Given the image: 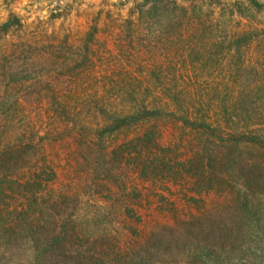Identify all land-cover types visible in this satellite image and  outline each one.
Instances as JSON below:
<instances>
[{
	"label": "rangeland",
	"instance_id": "374dc122",
	"mask_svg": "<svg viewBox=\"0 0 264 264\" xmlns=\"http://www.w3.org/2000/svg\"><path fill=\"white\" fill-rule=\"evenodd\" d=\"M11 16L21 24L0 38V115L17 116L6 127L29 129L35 136L24 145L27 161L22 165L39 166L46 178L52 170L55 175L45 189L35 187L40 198L36 204L28 199L31 187L18 190L14 185L6 204L0 203L1 222L20 216L25 227L34 222L43 231L45 222L54 223L52 214L72 225L78 216L95 211L104 225L90 227L86 236L104 233L121 245L161 228L174 233L206 213L218 222L228 220L238 214L237 201L246 195L250 207L264 208L262 145L220 148L213 137L179 121H152L146 128L158 132L160 148L166 151L151 155L152 167L141 174L136 157L122 159L114 153L135 129L114 137V143L106 140L110 155L102 159V148L89 131L61 124L46 97L51 85L70 100L80 95L87 105L84 94L91 92L96 77L137 79L147 66L162 62L172 65L178 77L174 83L185 91L179 104L194 100L226 130L242 129L264 142V14L248 0H0V25ZM246 33L253 40L243 41L238 50L237 38ZM16 103L28 114L25 120L16 114ZM194 150L200 155L186 169L183 164ZM29 154H37L31 162ZM203 158L210 162L207 169L189 173ZM100 161L112 171H104ZM25 172L14 173V180L31 173ZM61 196L65 208L46 215L52 198ZM122 210L130 212L123 217ZM15 237V253H0V264H26V232Z\"/></svg>",
	"mask_w": 264,
	"mask_h": 264
},
{
	"label": "trees",
	"instance_id": "16d2710c",
	"mask_svg": "<svg viewBox=\"0 0 264 264\" xmlns=\"http://www.w3.org/2000/svg\"><path fill=\"white\" fill-rule=\"evenodd\" d=\"M248 1L254 9L264 14L263 1ZM20 24L21 20L17 16H11L0 25V38L8 35ZM97 29H94L92 41L95 40ZM237 40L238 50H241V43L252 42L253 36L246 33ZM171 66L162 62L150 64L147 66L146 74L137 79L130 76L96 77L97 81L91 92L84 94L89 98L87 105L82 103L80 95L77 100H70L68 95H59L57 87L51 85L47 88L46 97L49 107L53 109L52 113L56 114L54 116L61 124L67 126L72 124L82 131L83 129L89 131L88 135L102 148L100 151L102 159L110 155L107 154L106 140L114 143V137L118 139L125 131L135 129L136 134L131 138L126 134V138L114 149V153L121 154L122 159L136 157L138 161L135 167L141 174L146 172V168L152 167L149 166L151 155L166 151V148H160L158 132L156 133L153 127L146 128L152 121L166 119L179 121L203 137L208 139L213 137L212 143L218 144L220 148L223 146L236 148L242 143L262 145L264 148V142L252 133L249 134L242 129L226 130L221 123L213 121V116L209 111L206 113L204 105L197 107L194 100L191 102L188 100L189 104H179L180 95L182 96L184 90L179 84L174 83L178 77L172 74L175 70H171ZM99 74L100 72L96 75ZM78 83L79 86L83 85L80 81ZM185 94L184 98H187ZM17 103L14 110L20 119L25 120L28 114L24 109H19ZM90 114L95 115V118ZM16 118L14 115L11 117L10 112L0 115V203L3 201L5 205L4 199L8 198L7 194L13 193V186L18 185L20 188L18 190H26L23 187L32 188L29 189L30 198H27L36 204L40 198H36L39 190H34L35 187L45 189L53 180L55 172L52 170L53 174L46 178L39 173V166L33 169L30 164L22 165L21 161L25 159L22 153L25 151L24 145L32 144L35 136L29 129L6 127L9 121H15ZM29 124L31 125L29 128H32L33 124L30 121ZM221 153L222 149L218 152V157ZM36 155L29 154L26 158L31 162ZM198 155L200 152L194 150L183 166L187 169L188 164L198 158ZM42 158L40 157L41 165L45 162ZM209 164L210 162L203 158L201 166L190 168L189 173L199 175V171L203 172ZM99 165L103 166L104 171H112L111 167L104 166L101 161ZM169 169L171 172L175 171L173 166H169ZM20 170L31 173L28 176L20 174L21 178L14 180V173ZM18 195L22 199V194ZM247 197L248 195L237 201L238 214L230 216L228 220L218 222L213 214L206 213L199 220L196 219L197 216L187 220L184 228L176 227L174 233L170 234L161 228L153 230L141 240L121 245H116L115 238L106 237L104 233L96 232L95 236H86L91 230L90 227L104 225L99 218V212L93 211L78 216V221L72 225L67 220L61 222L64 217L62 218L60 214L51 215L55 208H65L63 196L53 197L52 203H49L44 211L46 215L54 218V223L45 222L43 231L41 228L39 230L34 222H28L25 227L24 222H20V216L13 218L12 222L0 221L2 249L0 253L14 254L18 241L15 233L26 232L27 239L24 245L28 251L25 256L26 264H264V208L256 210L250 207ZM126 212L128 214L130 210H122L123 217ZM125 232L130 235L126 229ZM108 237L110 238L107 240ZM22 240L19 239V242Z\"/></svg>",
	"mask_w": 264,
	"mask_h": 264
}]
</instances>
